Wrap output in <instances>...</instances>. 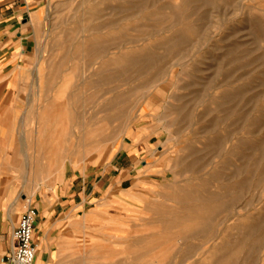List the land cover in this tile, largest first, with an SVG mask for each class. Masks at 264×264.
Returning a JSON list of instances; mask_svg holds the SVG:
<instances>
[{"label": "rangeland", "instance_id": "obj_1", "mask_svg": "<svg viewBox=\"0 0 264 264\" xmlns=\"http://www.w3.org/2000/svg\"><path fill=\"white\" fill-rule=\"evenodd\" d=\"M37 5L0 108L26 183L92 176L127 143L155 164L88 205L51 264H264V0Z\"/></svg>", "mask_w": 264, "mask_h": 264}, {"label": "crops", "instance_id": "obj_2", "mask_svg": "<svg viewBox=\"0 0 264 264\" xmlns=\"http://www.w3.org/2000/svg\"><path fill=\"white\" fill-rule=\"evenodd\" d=\"M38 11L37 0H0V108L18 97L24 64L33 49V17ZM13 119L1 114L0 109V264L14 245L13 230L31 202L37 211L35 264H51L62 244L69 241L67 230L91 212H85L88 205L107 199L115 191L130 189L136 185L133 180L147 177L155 164L145 162V148L140 150L136 143H127L118 160L106 164L99 173L76 175L67 182L63 177L51 192H34L21 174L25 166L20 158L23 153L18 148L19 138L10 137L13 127L8 124L21 121ZM159 170L156 162V175Z\"/></svg>", "mask_w": 264, "mask_h": 264}, {"label": "built area", "instance_id": "obj_3", "mask_svg": "<svg viewBox=\"0 0 264 264\" xmlns=\"http://www.w3.org/2000/svg\"><path fill=\"white\" fill-rule=\"evenodd\" d=\"M36 218L37 211L30 205L13 230L14 245L3 258V264H35L38 251L34 241Z\"/></svg>", "mask_w": 264, "mask_h": 264}, {"label": "bare ground", "instance_id": "obj_4", "mask_svg": "<svg viewBox=\"0 0 264 264\" xmlns=\"http://www.w3.org/2000/svg\"><path fill=\"white\" fill-rule=\"evenodd\" d=\"M53 63V62H52ZM78 67V66H77ZM76 69V68H75ZM40 72V71H39ZM76 72V71H75ZM53 73V72H52ZM39 74V73H38ZM40 77V76H39ZM57 78V77H56ZM39 79V78H38ZM39 85H40V82H39ZM40 95V94H39ZM41 96V95H40ZM64 98V97H63ZM62 99V98H61ZM60 99V100H61ZM68 100V99H67ZM42 103V102H41ZM53 104V103H52ZM56 106V105H55ZM70 107V106H69ZM50 108V106L48 107V109ZM66 108V107H65ZM53 109V108H52ZM56 109V108H55ZM54 109V110H55ZM50 110V112L52 111L51 109H49ZM56 111H58V110H56ZM60 111V110H59ZM46 112V111H45ZM48 112V111H47ZM69 112V111H68ZM55 114L56 113H49V114H47V120H49V121H52V119L51 118H53V117H55ZM63 118V117H62ZM56 119V118H55ZM66 119H68V118H66ZM62 122V121H61ZM69 122H71L70 120H69ZM56 123V122H55ZM58 125V124H57ZM48 128V127H47ZM49 130L51 129V128H48ZM70 130V129H69ZM55 131V130H54ZM49 132V131H48ZM42 140V139H41ZM52 141V140H51ZM42 142V141H41ZM57 146V145H56ZM47 152V151H46ZM105 153V152H104ZM103 156V155H102ZM40 170V169H39ZM204 187V186H203ZM189 188V187H188ZM111 199V198H110ZM195 220V219H194ZM208 230V229H207ZM202 233V232H201ZM178 248V247H177ZM118 250V249H117ZM152 252V251H151ZM116 254V253H115ZM133 261V260H132Z\"/></svg>", "mask_w": 264, "mask_h": 264}]
</instances>
